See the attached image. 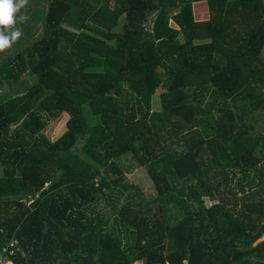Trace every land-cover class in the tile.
<instances>
[{
  "label": "trees",
  "instance_id": "1",
  "mask_svg": "<svg viewBox=\"0 0 264 264\" xmlns=\"http://www.w3.org/2000/svg\"><path fill=\"white\" fill-rule=\"evenodd\" d=\"M35 1L0 56V253L264 264V0Z\"/></svg>",
  "mask_w": 264,
  "mask_h": 264
},
{
  "label": "rangeland",
  "instance_id": "2",
  "mask_svg": "<svg viewBox=\"0 0 264 264\" xmlns=\"http://www.w3.org/2000/svg\"><path fill=\"white\" fill-rule=\"evenodd\" d=\"M34 2L36 3V1L34 0ZM199 4H194L193 8H194V13L195 15L199 18H203L204 14L207 12L206 11V5L204 2L202 1H199L198 2ZM33 5V6H31ZM42 6H45V7H42ZM32 7V9H31ZM41 8H46V5L44 4H32L31 0H29V4L27 6L26 9L22 10L23 12H26L27 15H29L32 11H37ZM31 22L33 20H30ZM29 21V23H30ZM31 24V23H30ZM28 25V21L24 24H22L21 26H23V35L22 37L24 36V32H25V29H26V26ZM41 23H38V24H35L34 27H33V32L32 34H35V35H38L39 31H40V28H41ZM20 40V39H19ZM19 45L14 43L12 45V47L10 49H7L5 52L3 53H0V56L1 55H4V54H9V53H14L17 49H18ZM262 55L264 57V47L262 49ZM25 75V74H24ZM25 78L30 81L29 77L25 75ZM4 88V85H0V90H2ZM160 107V97H159V93H154V96H153V108L155 110L159 109ZM65 129V126H64V117L61 116L59 117L57 120L55 121H51L48 126L46 127V130H45V133L47 136H49L51 139H55L58 135H60ZM127 162V165H131L132 163L130 161H126ZM129 170V169H128ZM126 177L129 178L130 180H136L137 182H141V184H144L143 186L146 188H144L147 192L148 191H153V188H152V185L149 184L150 182V179H149V173L148 171L146 170V168L144 167H135V166H131V169L128 171V173H126ZM208 198L205 197V201L207 200ZM207 203H209V200L207 201ZM260 239H264V235H262V237ZM11 264V263H9ZM130 264H145V262L143 260H135L133 262H131Z\"/></svg>",
  "mask_w": 264,
  "mask_h": 264
},
{
  "label": "clouds",
  "instance_id": "3",
  "mask_svg": "<svg viewBox=\"0 0 264 264\" xmlns=\"http://www.w3.org/2000/svg\"><path fill=\"white\" fill-rule=\"evenodd\" d=\"M29 0H0V53L10 49L23 35L21 27L29 20L22 10Z\"/></svg>",
  "mask_w": 264,
  "mask_h": 264
},
{
  "label": "built area",
  "instance_id": "4",
  "mask_svg": "<svg viewBox=\"0 0 264 264\" xmlns=\"http://www.w3.org/2000/svg\"><path fill=\"white\" fill-rule=\"evenodd\" d=\"M14 241L11 242L10 246L2 247V252L0 253V264H13L10 256L14 254ZM183 264L186 263L185 260H182Z\"/></svg>",
  "mask_w": 264,
  "mask_h": 264
},
{
  "label": "crops",
  "instance_id": "5",
  "mask_svg": "<svg viewBox=\"0 0 264 264\" xmlns=\"http://www.w3.org/2000/svg\"><path fill=\"white\" fill-rule=\"evenodd\" d=\"M205 15H206V13L204 14L203 18L205 17ZM197 18H198V19H201V18H199V17H197ZM203 18H202V19H203Z\"/></svg>",
  "mask_w": 264,
  "mask_h": 264
}]
</instances>
